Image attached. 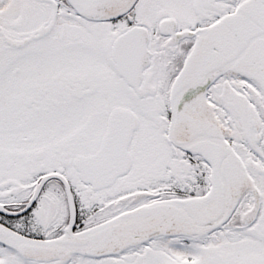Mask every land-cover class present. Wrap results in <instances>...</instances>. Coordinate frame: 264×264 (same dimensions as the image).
<instances>
[{
  "label": "snow or ice",
  "instance_id": "obj_1",
  "mask_svg": "<svg viewBox=\"0 0 264 264\" xmlns=\"http://www.w3.org/2000/svg\"><path fill=\"white\" fill-rule=\"evenodd\" d=\"M0 264H264V0H0Z\"/></svg>",
  "mask_w": 264,
  "mask_h": 264
}]
</instances>
